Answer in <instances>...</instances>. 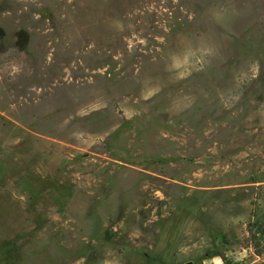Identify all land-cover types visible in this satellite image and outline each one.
<instances>
[{"label":"rangeland","instance_id":"374dc122","mask_svg":"<svg viewBox=\"0 0 264 264\" xmlns=\"http://www.w3.org/2000/svg\"><path fill=\"white\" fill-rule=\"evenodd\" d=\"M251 227L264 0H0V264H264Z\"/></svg>","mask_w":264,"mask_h":264},{"label":"trees","instance_id":"16d2710c","mask_svg":"<svg viewBox=\"0 0 264 264\" xmlns=\"http://www.w3.org/2000/svg\"><path fill=\"white\" fill-rule=\"evenodd\" d=\"M258 234H263L264 235V227H258V228H255L254 230L251 227L249 229V236L250 237L248 239V245L254 247L256 252H257V254L261 255L263 253V250L261 248V242H260V240L258 238ZM221 259L228 264V262L226 261V258L224 257V255H221Z\"/></svg>","mask_w":264,"mask_h":264},{"label":"built area","instance_id":"2783aa9c","mask_svg":"<svg viewBox=\"0 0 264 264\" xmlns=\"http://www.w3.org/2000/svg\"><path fill=\"white\" fill-rule=\"evenodd\" d=\"M219 259H220V262H217L215 259L214 264H224L223 260L221 258H219Z\"/></svg>","mask_w":264,"mask_h":264},{"label":"water","instance_id":"95a60500","mask_svg":"<svg viewBox=\"0 0 264 264\" xmlns=\"http://www.w3.org/2000/svg\"><path fill=\"white\" fill-rule=\"evenodd\" d=\"M185 264H194L192 261H188Z\"/></svg>","mask_w":264,"mask_h":264}]
</instances>
